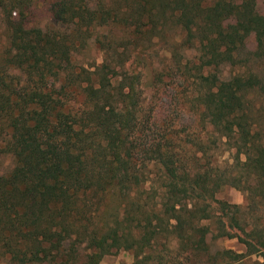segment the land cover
Segmentation results:
<instances>
[{
  "label": "trees",
  "instance_id": "16d2710c",
  "mask_svg": "<svg viewBox=\"0 0 264 264\" xmlns=\"http://www.w3.org/2000/svg\"><path fill=\"white\" fill-rule=\"evenodd\" d=\"M89 44L100 62L78 63ZM146 48L169 56L156 64L157 82L198 85L194 118L231 144L243 176L203 169L201 137L186 149L152 130L155 112L135 87L141 75L123 68ZM182 49L196 55L182 62ZM244 50L264 59L259 0H0V263L75 264L83 255L98 264L122 250L131 264H155L163 240L159 264H264V130L252 110L263 82L251 70L216 73L243 63ZM146 161L161 170L158 187ZM224 183L245 203L216 199ZM170 237L177 256H168ZM220 239L244 251L211 249Z\"/></svg>",
  "mask_w": 264,
  "mask_h": 264
},
{
  "label": "rangeland",
  "instance_id": "374dc122",
  "mask_svg": "<svg viewBox=\"0 0 264 264\" xmlns=\"http://www.w3.org/2000/svg\"><path fill=\"white\" fill-rule=\"evenodd\" d=\"M259 1L260 7L264 10V0ZM177 32L179 33L178 30ZM177 32L173 29L171 31L170 29L166 31V36L173 37L174 33L177 34ZM253 46L254 43L251 42L250 45H248V49L252 50ZM159 49L160 50L146 48L140 51L134 50L128 58L127 63L123 66L124 69L128 70V72L133 75V77L138 76V74L141 75V81L135 87L140 93L138 101L142 102L143 109L145 110V108L149 106L155 112V120L153 122L152 130H158V133L162 136L166 134L170 135L172 133V136H177L174 143L177 144L180 142L184 144V148L186 149L190 148V144L187 141L191 140L193 135L201 137L205 145V155L200 161L203 169H206L209 172L211 169V176L216 179L223 180L230 178L232 175L243 176L245 173L244 170L233 165V150L231 149V144L224 143V139H217V134L212 133L205 125L202 127L198 125V122L194 118L193 113L195 109V101L191 98L190 93L191 90L195 92L198 89V85L191 83V81H182V78L176 79V81L162 78L159 82L154 79L153 74L157 66L156 64H162L165 62V59L169 58L167 53H164L161 48ZM156 53L160 55H156ZM247 53V50H244L239 55V61L243 63L233 66L221 65L216 73L223 79L229 78L237 72L239 73L241 69L251 70L262 80L264 90V59L255 58ZM163 54H167V56L163 57ZM177 55H179L180 61L184 62L187 59H192V56H195L196 53L194 51H184L182 49ZM77 60L78 63L82 64H89L92 61L98 64L100 62V53L89 44L83 55L78 56ZM252 100L253 112L259 110L260 114H262V117L258 119V125L264 130V91L262 92V95H259L258 97L255 96ZM163 141L164 140H161L162 143ZM170 143L173 142L171 141ZM186 156H189V153H187ZM9 165V159L7 157L4 158L2 160L1 168L7 169ZM144 165V172H148L147 180H149L153 187H158L161 181V170L159 169V166L152 161H146L144 162ZM147 186L148 185H146V187ZM215 198L230 204L242 205L245 203L244 193L228 184L224 185L219 191H217ZM111 205L105 210L106 214L112 211ZM162 243L163 240L158 242V245L155 246L156 248L153 252L155 257L153 262L155 264L165 262V259L167 258V252L164 250ZM166 246L168 250L172 249V254L168 256H177L178 253L175 252L174 248L175 242L171 237ZM216 247H224L237 252L244 251V248L237 244L234 239L215 240L212 243L211 249L215 250ZM132 261L133 258L129 251L119 250L117 253L103 256L98 264H131ZM84 262L85 258L83 255L76 257L75 264H84ZM0 264L5 263L2 262Z\"/></svg>",
  "mask_w": 264,
  "mask_h": 264
}]
</instances>
